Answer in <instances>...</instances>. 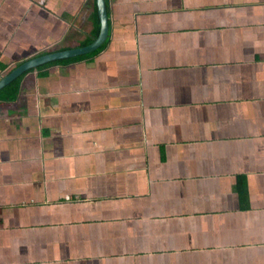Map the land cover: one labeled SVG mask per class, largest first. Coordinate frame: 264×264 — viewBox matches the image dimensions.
<instances>
[{
    "label": "crops",
    "instance_id": "crops-1",
    "mask_svg": "<svg viewBox=\"0 0 264 264\" xmlns=\"http://www.w3.org/2000/svg\"><path fill=\"white\" fill-rule=\"evenodd\" d=\"M107 5L0 100V264H264V0ZM97 11L0 0V79Z\"/></svg>",
    "mask_w": 264,
    "mask_h": 264
},
{
    "label": "water",
    "instance_id": "water-1",
    "mask_svg": "<svg viewBox=\"0 0 264 264\" xmlns=\"http://www.w3.org/2000/svg\"><path fill=\"white\" fill-rule=\"evenodd\" d=\"M97 3L101 20V33L93 44L83 48L52 53L38 58H33L28 61H24L21 64L15 66L7 75L3 76L0 79V90L31 69H36L49 62L88 56L99 51L109 40L111 23L107 0H97Z\"/></svg>",
    "mask_w": 264,
    "mask_h": 264
},
{
    "label": "trees",
    "instance_id": "trees-1",
    "mask_svg": "<svg viewBox=\"0 0 264 264\" xmlns=\"http://www.w3.org/2000/svg\"><path fill=\"white\" fill-rule=\"evenodd\" d=\"M94 32L88 36V39L82 43L79 48L81 47H86L89 46L91 44H93L96 39L100 36L101 33V20H100V16L99 13L97 11L95 17H94ZM106 46H104L102 49H100L99 51L95 52L92 55L89 56H94L99 54ZM89 56H84V57H76V58H71V59H66V60H60V61H53L51 63H47L45 65H42L40 68L43 67H47L49 65H53V64H67L70 62H74V61H80L82 59H85ZM35 69H31L30 71L26 72L25 74H23L22 76L18 77L17 79H15L14 81H12L10 84H8L7 86H5L3 89L0 90V100L2 101H14L17 99L20 91H21V83L22 80L24 79V77L29 74L30 72L34 71Z\"/></svg>",
    "mask_w": 264,
    "mask_h": 264
},
{
    "label": "flooded vegetation",
    "instance_id": "flooded-vegetation-1",
    "mask_svg": "<svg viewBox=\"0 0 264 264\" xmlns=\"http://www.w3.org/2000/svg\"><path fill=\"white\" fill-rule=\"evenodd\" d=\"M11 70H12V69H11ZM11 70H9V71H11ZM9 71H8V72H9ZM8 72H7V73H8Z\"/></svg>",
    "mask_w": 264,
    "mask_h": 264
}]
</instances>
